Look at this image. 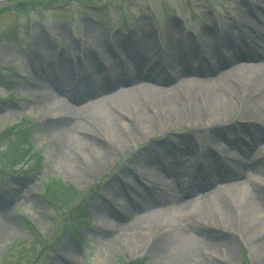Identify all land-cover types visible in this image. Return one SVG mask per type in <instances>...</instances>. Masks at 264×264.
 Instances as JSON below:
<instances>
[{
    "label": "bare ground",
    "instance_id": "bare-ground-1",
    "mask_svg": "<svg viewBox=\"0 0 264 264\" xmlns=\"http://www.w3.org/2000/svg\"><path fill=\"white\" fill-rule=\"evenodd\" d=\"M256 18L264 24V17L257 15ZM201 25L202 40L194 42L189 33L181 30L178 20L168 22L164 30L170 43L163 51L158 48L156 33L149 26L142 29L140 42L133 46L130 39L134 35L95 33L91 24H87L84 36L90 41L91 51L84 59L90 64L83 67L79 62L76 71L70 62L74 58L63 53L57 57L41 35H37L34 72L44 76L49 69L46 64H51L59 69L60 77L50 79V86L36 85V92L29 99L48 111L45 130L59 141L56 153L68 158L66 152L70 143L65 141V134L72 133L75 148L83 155L93 154L89 166L95 172L101 171L102 165L118 150H114V145L129 144L128 136L134 134L131 123L137 120L144 125L146 136L152 134L148 125L154 119L158 120L160 131L170 126H205L220 147L223 158H214L213 162L202 159L197 170L190 171L182 160L194 152V133L178 140L174 152L159 158L146 157L144 166L150 172H146V176L152 186L146 192L139 190L136 184L124 190H110L109 194L116 200H123L120 196L130 191L134 199H128V204L119 203L121 210L117 215L110 214L111 226L107 232L113 235L126 230L139 239L141 230L148 226L152 236L146 242L147 250L165 264L173 261L211 264L207 256L214 258L216 264H228L235 258V248L241 241L236 229L246 225L260 231L251 232L248 240L262 261L264 153L262 150L253 153L262 138L254 135L247 141L237 142L233 135L222 136L220 128L229 127L230 114L236 107L254 105L250 119L260 114L264 116V37L259 41L260 32L255 33V29V34L249 35L252 22L244 17L224 29L215 28V23L208 20ZM237 29L239 33H235ZM58 30L57 35L66 38L64 26ZM116 46L121 54L115 50ZM229 46H236L233 54ZM101 49L109 53L104 65L99 55ZM117 69L120 72H116ZM113 72L119 73L114 75ZM61 93L74 103L84 104L60 103L57 95ZM220 93L228 94L230 104L223 100L218 105H209ZM256 103L260 105L256 107ZM104 105H110L117 113L103 111L106 113L105 130H95L83 123L87 111L102 109ZM130 109L136 110L137 120ZM260 122L264 123V118ZM241 155L244 160H240ZM132 164L122 170L120 177L133 169ZM176 169L196 183L180 188V177L174 173ZM166 178L172 179L181 196L173 194L175 188L165 183ZM210 208L217 210L222 223L206 222L210 219ZM239 210L245 218L237 217ZM10 226L11 222H4L5 229ZM71 259L70 254L64 261Z\"/></svg>",
    "mask_w": 264,
    "mask_h": 264
},
{
    "label": "rangeland",
    "instance_id": "rangeland-1",
    "mask_svg": "<svg viewBox=\"0 0 264 264\" xmlns=\"http://www.w3.org/2000/svg\"><path fill=\"white\" fill-rule=\"evenodd\" d=\"M33 1L39 2L34 4L37 7L22 11L16 9L18 3L28 4ZM262 9L264 0H0V10H5L0 15V132L20 124L29 128L27 145L33 151L20 164L13 165L4 157L5 146H0V264H31L41 253L37 264H129L138 259L144 260L145 264H165L154 252L147 250L146 242L152 236L148 226L141 230L139 239L132 237L126 230L108 234L110 214L117 215L123 201L128 204V199H134L130 191L124 193L123 197L120 196L123 200H116L109 194L110 190H124L136 184L139 190L148 191L152 184L146 176V172L150 173L144 166L147 164L146 157L159 158L163 154L174 152L178 140L189 133L195 134L194 152L188 153L182 162L190 171L197 170L202 159L213 162L214 158H223L220 147L205 126L192 127L188 124L179 128L170 126L169 129L160 131L158 120L154 119L148 125L152 134L146 136L144 125L137 120L136 110L131 109L130 113L137 120L131 123L134 134L128 136V145H114V150H118L102 165L101 171L90 170V157L93 154H81L73 144L75 140L73 141L72 133L65 134V141L70 143L66 152L68 158L58 155L56 150L59 149V141L45 130L48 111L42 110L40 105L32 104L29 99L36 92V85L50 86V79L60 77L59 69L51 64H46L49 69H46L44 76L34 72L32 64L36 62L37 35H41L57 57L63 53L74 58L70 62L76 71L79 62L83 67L84 64H90L84 59L91 51L90 41L84 36L87 24H91L95 33L99 31L129 37L134 35L130 39L133 46L140 42L142 29L149 26L156 33L158 48L166 51L170 38L164 28L172 20H178L181 30L189 33L194 42H198L203 37L201 23L204 21H211L215 23V28L224 29L244 17L252 22L253 29L249 35L260 32L259 41H262L264 24L256 18L257 15L264 17ZM60 26H64L66 38L57 35ZM237 31L235 33H239V29ZM235 47H228L231 54ZM115 50L121 54L118 46ZM99 55L103 57L101 63L104 65L109 55L108 50L101 49ZM117 71L120 72L119 69ZM118 73L113 72L114 75ZM57 100L76 106L84 104L74 103L63 93L57 95ZM223 100L230 104L228 94L220 93L219 97L211 99L209 105H218ZM259 105L256 103L255 106ZM252 106L254 105L236 107L230 114L229 127H218L222 136L233 135L237 142L247 141L254 135L261 137L260 146L253 153L256 154L259 150L264 153V123L260 122L264 116L260 114L255 119H250ZM101 108L87 111L83 123L95 130H105V114L117 113L110 105ZM244 159L241 155L240 160ZM131 164L133 169L120 177L122 170ZM174 173L180 177V188L196 183L188 175L181 174L179 169ZM254 178L261 181L258 176ZM50 180H59L80 193L74 199L73 206L58 212V205L54 203L52 206L48 202L46 188ZM165 183L175 188V196H181L172 179L166 178ZM208 215V224L222 223L215 208H210ZM238 216L245 218L240 210ZM25 221L33 227L32 230ZM4 222H11V226L5 229ZM241 226L243 227L236 229L241 241L235 248V258L228 264H264V258L259 260L258 251L248 240L251 232L260 231L246 225ZM39 238V242H47V246L44 249L36 247L35 253L33 242ZM65 248L67 250L64 251ZM70 254L71 261L65 262L64 258ZM219 254L224 255L223 252ZM207 257L209 263L216 264L214 258Z\"/></svg>",
    "mask_w": 264,
    "mask_h": 264
},
{
    "label": "trees",
    "instance_id": "trees-1",
    "mask_svg": "<svg viewBox=\"0 0 264 264\" xmlns=\"http://www.w3.org/2000/svg\"><path fill=\"white\" fill-rule=\"evenodd\" d=\"M35 3L39 4V2L37 3L36 1L30 2L28 4L27 2L18 3V8L16 9L22 11L26 8L29 9L34 6L37 7L38 5H34ZM4 11L5 10H0V15L3 14ZM0 71L2 70L0 69ZM29 131V128L27 129L23 127L22 124H20L11 128H6L2 132H0V146H5L6 152L4 153V157L9 163L13 165H18L22 161H24L26 157H29L30 153L33 152L31 151V147H29V144L27 145V139L30 137ZM46 190L47 200H49L48 202L52 206H54V203H56L58 205V212L64 211L68 206H73L74 199L76 198L77 194H80L75 192L74 187L68 186L59 180H50V182L47 183ZM25 224L30 230L33 229V227L28 223V221H25ZM40 240L41 239L39 238V240H35L33 242V249L35 253L36 247L44 249L47 246V242L40 243ZM40 255H38L34 263L32 262L31 264H37L40 260ZM129 264H145V261L142 259H138L136 261L129 262Z\"/></svg>",
    "mask_w": 264,
    "mask_h": 264
}]
</instances>
